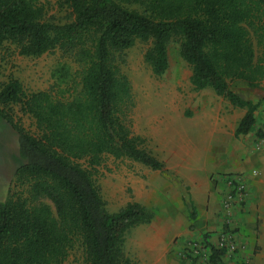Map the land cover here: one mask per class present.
I'll return each instance as SVG.
<instances>
[{
  "label": "trees",
  "instance_id": "1",
  "mask_svg": "<svg viewBox=\"0 0 264 264\" xmlns=\"http://www.w3.org/2000/svg\"><path fill=\"white\" fill-rule=\"evenodd\" d=\"M64 3L71 21L58 24L47 19L39 0H0V53L6 45L26 58L59 50L78 66L68 100L49 91L26 95L15 79L0 88V107L20 105L37 130L31 135L0 112L18 137L13 192L0 201V264H65L77 244L83 264H135L127 236L150 225L153 214L137 202L110 213L93 173L106 157L169 171L133 131L135 100L121 71L124 54L138 42L150 43L145 62L159 78L169 68L170 43H180L194 89H212L245 111L235 136H247L259 104L243 99L232 84H264V0ZM195 218L192 210V225ZM213 261L221 264V254Z\"/></svg>",
  "mask_w": 264,
  "mask_h": 264
},
{
  "label": "crops",
  "instance_id": "2",
  "mask_svg": "<svg viewBox=\"0 0 264 264\" xmlns=\"http://www.w3.org/2000/svg\"><path fill=\"white\" fill-rule=\"evenodd\" d=\"M218 99L216 95L211 102L202 100L201 110L194 112L192 122L177 137L165 136L174 133L168 124L160 140L162 159L155 156L165 163L169 174L129 160L136 168H125L115 175L114 196L124 202L120 209L137 202L153 214L150 225L131 232L135 248L150 264H187L177 257L181 243L205 237L216 239L222 224V177L229 174H244L248 179L250 200L238 210L236 221L250 255L256 243L253 225L258 207L257 215L263 222L258 241L263 252L250 264H264V142L253 144L248 135L236 138L245 112L235 108L233 114L225 113L216 103ZM192 210L196 213L193 225Z\"/></svg>",
  "mask_w": 264,
  "mask_h": 264
},
{
  "label": "rangeland",
  "instance_id": "3",
  "mask_svg": "<svg viewBox=\"0 0 264 264\" xmlns=\"http://www.w3.org/2000/svg\"><path fill=\"white\" fill-rule=\"evenodd\" d=\"M47 10L48 20L58 24L71 21V14L66 8L65 0H39ZM151 44L138 42L132 49L124 54L125 63L121 71L130 79L133 86L135 108L132 113L133 131L136 135L147 140L148 148L154 155L162 159L161 137L167 132L170 125L171 134L165 136L177 137L178 132L187 123L192 122L194 112L201 110V101L216 99L212 89L196 91L191 84L192 70L180 55V43L174 41L168 47L169 68L162 77H156L150 66L145 62V54ZM257 55H260L257 50ZM78 66L59 50L47 53L40 58H26L18 54L15 46L6 45L0 53V88L15 79L20 82L26 95L39 91H49L57 98L68 100L70 89L75 87L73 81L77 77ZM234 91L243 99L259 104L256 112V125L248 137L253 144L264 141V84L259 89H250L243 82L232 84ZM221 111L233 114L235 108L226 100L220 98L216 102ZM0 112L13 120L14 124L23 128L27 133L36 135L35 120L23 113L20 105H11L9 108L0 107ZM245 112V111H244ZM164 141V139H163ZM165 142H169L166 140ZM18 151V137L11 125L0 114V201H6L13 192L14 170ZM174 160V157L172 158ZM171 160V161H172ZM200 161V159H198ZM83 168L88 169L85 161L80 162ZM125 168H136L129 160L114 161L106 157L104 165L93 173L95 185L107 204L110 213L117 212L123 201L116 200L114 196L115 175ZM136 171V170H135ZM129 195V192H126ZM256 210V219L253 231L256 243L248 255L251 261L262 254L263 247L259 243L262 235L260 226L263 223ZM126 252L135 264H150L147 257L137 251L133 236H127ZM173 254V253H172ZM65 264H83V251L79 244L71 252Z\"/></svg>",
  "mask_w": 264,
  "mask_h": 264
},
{
  "label": "built area",
  "instance_id": "4",
  "mask_svg": "<svg viewBox=\"0 0 264 264\" xmlns=\"http://www.w3.org/2000/svg\"><path fill=\"white\" fill-rule=\"evenodd\" d=\"M264 142V141H263ZM225 191L221 201V230L216 239H188L177 248L178 260L187 264H217L216 253L221 254V264H250L245 256L246 243L240 239L236 216L249 202L251 192L244 174H229L222 177ZM220 264V263H219Z\"/></svg>",
  "mask_w": 264,
  "mask_h": 264
}]
</instances>
